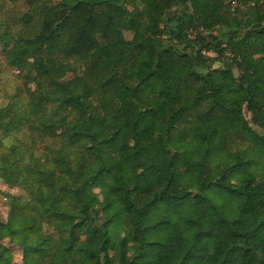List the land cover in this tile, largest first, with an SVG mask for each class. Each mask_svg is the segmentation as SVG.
Listing matches in <instances>:
<instances>
[{
  "label": "trees",
  "instance_id": "obj_1",
  "mask_svg": "<svg viewBox=\"0 0 264 264\" xmlns=\"http://www.w3.org/2000/svg\"><path fill=\"white\" fill-rule=\"evenodd\" d=\"M235 1L2 7L5 65L35 89L0 110V175L28 180L0 264L4 239L21 264H264V0Z\"/></svg>",
  "mask_w": 264,
  "mask_h": 264
},
{
  "label": "rangeland",
  "instance_id": "obj_2",
  "mask_svg": "<svg viewBox=\"0 0 264 264\" xmlns=\"http://www.w3.org/2000/svg\"><path fill=\"white\" fill-rule=\"evenodd\" d=\"M17 2L18 8L22 9L25 7L26 0H15ZM60 0H51V2L57 3ZM9 4H12V0H3L0 7V19L3 18V8ZM226 6L230 9L239 10L243 6L239 5L235 0H226ZM241 6V7H240ZM126 38L130 39L131 35L126 33ZM0 64H1V76L3 80L4 92L5 95L0 97V110H4L10 103L11 97L17 98V103L13 106L18 110H22L26 106V89L30 88L31 90L35 89V84L26 81V78L21 73H18L15 69H8L5 65L4 57L0 49ZM238 71L235 70V76H237ZM31 109V108H29ZM246 120L250 122V114L245 112ZM251 129L259 133L257 127H252ZM254 131V132H255ZM255 132V133H256ZM256 133V134H257ZM22 135L19 134L18 137ZM3 138V134H0V139ZM6 140V139H5ZM264 174V171H261ZM28 182L27 178L23 175V167L21 163L12 161L8 170L0 175V219L5 220L6 210L8 207V202L10 200L9 196H24L22 191L23 186ZM96 193H99L98 190H95ZM100 197V195H99ZM58 224L53 223L47 230L49 233H55ZM2 243L10 249L12 253V260L15 263L21 264L23 253L22 250L16 245L9 242V239H4Z\"/></svg>",
  "mask_w": 264,
  "mask_h": 264
}]
</instances>
